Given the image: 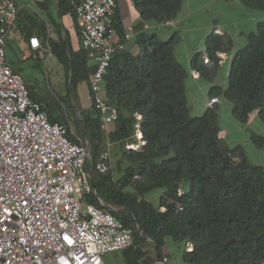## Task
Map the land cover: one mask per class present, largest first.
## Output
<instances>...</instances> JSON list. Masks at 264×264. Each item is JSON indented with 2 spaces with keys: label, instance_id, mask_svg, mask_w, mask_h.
<instances>
[{
  "label": "trees",
  "instance_id": "16d2710c",
  "mask_svg": "<svg viewBox=\"0 0 264 264\" xmlns=\"http://www.w3.org/2000/svg\"><path fill=\"white\" fill-rule=\"evenodd\" d=\"M73 1L58 0V14L74 16ZM240 1L264 12V0ZM133 5L140 22L132 41H125L119 19H113L115 39L124 47L115 51L102 80L104 96L117 112L106 130L92 105L53 118L45 105L29 96L44 106L50 121L66 125L72 141L78 136L87 140L86 169L94 192L84 200L113 207L112 214L132 228L134 246L122 250L126 264H150L154 254L170 259L165 251L168 239L180 246L181 264H264V167L251 163L242 145L225 143L218 104L212 101L230 100L232 116L240 123H246L253 111L264 123V20L235 52L227 86L212 84L210 105L203 114L191 116L184 84L188 72L175 59L173 37L139 32L144 22L175 20L183 0H133ZM46 18L54 21L50 12ZM54 24L55 39L48 37L38 18L20 14L13 24L14 37L18 44L32 36L45 41L70 87L85 82L90 96L95 64L81 46L73 49ZM206 42L205 56L196 52L190 66L213 82L219 68L217 53L227 52L231 42L214 32ZM69 118L79 135L70 132ZM250 139L264 148V136L251 133ZM128 144L138 147L127 148ZM103 153L108 155V168L99 172L95 165ZM152 194H157L155 199ZM145 244H150L153 256Z\"/></svg>",
  "mask_w": 264,
  "mask_h": 264
},
{
  "label": "built area",
  "instance_id": "2783aa9c",
  "mask_svg": "<svg viewBox=\"0 0 264 264\" xmlns=\"http://www.w3.org/2000/svg\"><path fill=\"white\" fill-rule=\"evenodd\" d=\"M72 6L80 46L95 64L91 105L106 129L117 112L104 96L102 80L113 54L124 47L115 40L116 1L75 0ZM17 13V0H0V264H104L107 252L134 246L132 230L112 214L113 207L85 202L94 192L86 169L88 142L72 141L66 125L50 121L21 74L6 62V36ZM29 44L42 46L36 36ZM44 51L51 55L47 45ZM136 137L144 143L141 133ZM107 158V153L100 156L97 171L107 170ZM150 264H170V259L157 254Z\"/></svg>",
  "mask_w": 264,
  "mask_h": 264
},
{
  "label": "rangeland",
  "instance_id": "374dc122",
  "mask_svg": "<svg viewBox=\"0 0 264 264\" xmlns=\"http://www.w3.org/2000/svg\"><path fill=\"white\" fill-rule=\"evenodd\" d=\"M41 1L43 0H19L22 8L18 10L17 15L35 16L41 24L47 27L46 6L42 7L39 3ZM184 7L187 14L181 16L179 27L160 29L167 32L172 31L169 32L170 34H177L173 37L177 60L188 71L190 69L186 64V54H188L189 64V59L196 52L206 50L207 35L210 32L217 33L219 29L216 30V28L222 29L231 38L233 45L228 53L229 59L217 71L215 82L224 84L226 87L227 75L232 64L231 57L237 49L248 43L250 35L256 32L257 23L264 20V12L250 9L244 6L240 0H184ZM208 26H211L210 29L207 28ZM14 33L15 30L12 26L6 36L5 59L12 68L19 71L28 92L46 106L53 118L70 115L72 111L77 114V107H80L77 88L70 87L69 79L64 76L55 60L49 59L46 56L47 53L42 49L44 55L37 58L33 57L29 49L20 48L18 40H16L18 38L14 37ZM224 55L221 56L222 61ZM194 74L199 77L197 71ZM184 84L190 115L203 114L208 101V89L205 86H209V83L206 79L193 80L188 76ZM232 105L230 100L224 98L219 100L218 124L221 136L230 147L242 145L250 162L264 167V148L256 147L250 139L251 133L264 136V123L258 118L257 111L250 114L246 123H240L232 116ZM69 128L71 133L80 134L70 118ZM78 139L84 141L80 136ZM143 248L148 254L152 253L150 244L143 245ZM104 255L103 261L106 264H124V254L121 251L107 252ZM150 255L153 256V254Z\"/></svg>",
  "mask_w": 264,
  "mask_h": 264
},
{
  "label": "crops",
  "instance_id": "0c3cea01",
  "mask_svg": "<svg viewBox=\"0 0 264 264\" xmlns=\"http://www.w3.org/2000/svg\"><path fill=\"white\" fill-rule=\"evenodd\" d=\"M115 1H116V6H115V15L114 16H117V18L119 19V21L121 23V29H122V31L125 34L127 32V28L128 27H131V29H132L131 30V34H130L131 35L130 36V39L128 41H126V42H130V41H132L134 39L135 35L138 33V32L136 33L134 31V27H135V25L137 23L140 22L139 14H138L136 8L133 5V0H115ZM51 2L53 3L52 6H51ZM51 2H50V0H47V1L43 0V1L39 2L42 7H45L46 6L45 13L47 14V12H50V14L54 18V21L53 22L46 21L47 22V33H48V37H51V38L55 39L56 33L54 32V28H55V24L54 23H56L61 28L62 37H64L65 34L68 36L71 47L73 49H79V48H81L80 47V43H79L78 27H77V25L75 23L74 16L72 14H70V13H67V12L63 13L62 15H59L58 14V0H51ZM17 5H18V10H21L22 6L19 3V0H17ZM183 14H187V13H185L184 0H183L182 8H181L180 12L178 13V16L176 17L175 20H171L167 24L166 23H156L154 21H147V22H144V24L142 26V29L139 30V32L143 31V32L148 33V34L149 33H156L160 37H162V39H168L170 37H174V35H177L176 33H171L170 34L169 32H172V31L167 32L165 30H161L160 28H163V27L166 28V27H172V26L173 27H176V26L179 27L180 26L181 16ZM46 17H47V15H46ZM210 27L211 26H208L207 28L210 29ZM217 29H219L217 31V34L218 35H222L223 37L226 36L230 40V42H231L230 49H231L232 48V45H233L231 38L222 29L216 28V30ZM40 41H41L42 46L39 49L32 48L30 46L29 42H25L24 44L23 43H20L19 45H20V48L25 47V48L29 49L30 52L33 54V57L39 58V57H42V55H44L42 53V50L44 51V48L47 45L45 41H42L41 39H40ZM6 44H7V40H6ZM230 49L227 52H218L220 54L217 53V55L219 56V67L221 65H223V63L229 59L228 53H229ZM86 51H88V50H86ZM44 52L47 53V51H44ZM222 54H225L223 61L221 59ZM88 55H89L90 59L93 62V59H92V56L90 55V52L88 53ZM203 55L205 56V52L204 51H203ZM46 56L49 59L50 58L51 59H54V57H53L52 54L50 55V54L47 53ZM174 56H175V59L177 60V51H176V48L175 47H174ZM233 56L231 57L232 59H233ZM186 59H187L186 60V64H187V66L189 65V69L190 70L188 71L187 68L186 69L184 68V66H183V68L188 72L187 77L190 76V78L193 79V80L200 79L201 78L200 76L198 77V75L194 74L196 72V70H193L191 68V66H190L191 58L189 59V64H188V54H186ZM218 70H219V68H218ZM15 71H17V70H15ZM17 72H19V71H17ZM201 79H203V78H201ZM215 81H216L215 78H214L213 82L207 81L209 83V86L206 85L205 87L207 89H209V87L212 84L220 85V86H222V88L225 87L224 84L222 85L220 83H216ZM225 83H226V80H225ZM77 92H78V99H79V103H80V108H82V109H88V108H90V106H91V104H90L91 103V100H90V96L88 95L87 83H85V82L80 83L78 85V87H77ZM220 99L221 98H219L218 101H214V102H217V104H219V100ZM209 103L210 102L207 101V106L210 105ZM84 141H87V140H84ZM156 195L157 194H152L150 196V198L151 199H155L156 198ZM165 246H166L165 251L167 253H169V256H170V264H181V261H180V250H181L180 249V246H178L177 244L173 243L169 239L166 240ZM187 249H191V248L188 247V245H187ZM149 254H154V253H149ZM154 255H156V254H154ZM123 260H124L123 261L124 264H126V260H125L124 255H123ZM103 263L106 264L105 261H103Z\"/></svg>",
  "mask_w": 264,
  "mask_h": 264
}]
</instances>
